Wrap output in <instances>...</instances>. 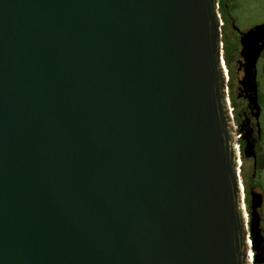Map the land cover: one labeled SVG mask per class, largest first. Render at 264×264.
<instances>
[{"label":"water","instance_id":"water-1","mask_svg":"<svg viewBox=\"0 0 264 264\" xmlns=\"http://www.w3.org/2000/svg\"><path fill=\"white\" fill-rule=\"evenodd\" d=\"M219 2L0 0V264H264Z\"/></svg>","mask_w":264,"mask_h":264},{"label":"rangeland","instance_id":"rangeland-1","mask_svg":"<svg viewBox=\"0 0 264 264\" xmlns=\"http://www.w3.org/2000/svg\"><path fill=\"white\" fill-rule=\"evenodd\" d=\"M232 1V3H231ZM230 4H233V17L235 19L234 24L235 27L229 24L226 35L227 38V48L229 50L230 55L233 57L231 61L232 71L229 75L230 83L229 92L231 91L234 95H236L238 81L242 77V74L238 71V64L241 60L239 56V46H240V36H238V32H246L254 28L255 26H259L264 23V0H230ZM224 27H222V36H224ZM222 37V41H223ZM224 46V43H223ZM257 82L259 83V103L261 107H264V55L259 59L257 63ZM228 69V67H227ZM231 100V98H230ZM232 103V101H231ZM237 124V123H236ZM264 145V135L262 139ZM242 166H241V176L245 189L246 196V209L249 217L250 213V201L248 202V194L246 191L244 178L250 177L252 174V161H244L241 158ZM243 169V170H242ZM245 175V177H244ZM260 177L257 179V182L253 186L254 190L258 193H262L264 197V169L260 171ZM264 203V202H263ZM261 216L264 220V204L260 210ZM250 219V217H249ZM253 256H254V252Z\"/></svg>","mask_w":264,"mask_h":264},{"label":"flooded vegetation","instance_id":"flooded-vegetation-1","mask_svg":"<svg viewBox=\"0 0 264 264\" xmlns=\"http://www.w3.org/2000/svg\"><path fill=\"white\" fill-rule=\"evenodd\" d=\"M220 3L222 5V7H225L224 8L225 12L223 15H224V18L226 19V24L224 25V33L223 34H224V36H227L226 30H227L229 24L231 23V25L233 27H235V24H234L235 19L232 15L233 10H234V6H233V4H230V0H220ZM231 3H232V1H231ZM243 33H245V32H243ZM238 36H240L239 32H238ZM242 48L243 47H242L241 38H240V46H239V56L240 57H241ZM263 55H264V50L262 51L260 58ZM259 59H258V61H259ZM231 61H232V59H231ZM241 61H242V58L238 64V71H239V73L242 74V77L238 81L236 95H234L232 92L231 93L233 94V97L235 98V101L237 104V125L240 126L244 130V135L247 137V140L252 142L253 147H254V152L256 155L255 158H252V157L248 158L247 156L244 155L243 151H244V147L246 145V139H243L241 137L242 139L240 138V140H238V144L242 148L241 149L242 150L241 155L243 154V156L245 158V162L248 160H251L253 163L252 164V171H253L252 173L253 174L250 175V176L253 175V178L252 177H245V175H244V177H245L244 183H245L246 191L248 194V202H249L250 201V193L255 191L253 186L257 182V179L260 177V175H259L260 171H262V169H264V166L262 163V160H263L262 155L264 154V145L262 142L263 135H264V107H261L260 103H259V90H258L259 89V83L258 82H257V93H258V104L260 106V112H258L253 106L249 105V99L247 97L248 95L246 94L247 93L246 92V86L241 84V82L243 81V76H244V68L240 66ZM258 61H257V63H258ZM256 67H257V65H256ZM229 80H230V78H229ZM229 86H231V85H229ZM231 106H232V103H231ZM241 158H242V156H241ZM262 207H263V205H262ZM261 208L258 210V212L260 214L261 229H262V233L264 235V220H263L261 213H260ZM254 255H255V252H254Z\"/></svg>","mask_w":264,"mask_h":264},{"label":"trees","instance_id":"trees-1","mask_svg":"<svg viewBox=\"0 0 264 264\" xmlns=\"http://www.w3.org/2000/svg\"><path fill=\"white\" fill-rule=\"evenodd\" d=\"M219 5H220V14L222 16V19H223V27L224 25L226 24V19L224 18V8L225 7H222L221 3L219 2ZM223 43H224V57H225V63H226V66L228 67V73L229 75H232L231 74V71H232V66H231V59H232V56L230 55L229 53V50L227 48V38L225 36H223ZM230 83V81H229ZM230 98H231V101H232V107L234 108V117H235V120H236V123H237V104H236V101H235V98L233 97V94L231 93L230 91ZM242 149V148H241ZM241 153H242V150H241ZM242 156V159L245 161V158L243 156V154L241 155ZM263 156V160H262V163H263V166H264V154L262 155ZM243 170V169H242ZM253 172V171H252ZM253 174V173H252ZM253 178V175L250 176ZM256 186V185H254Z\"/></svg>","mask_w":264,"mask_h":264},{"label":"built area","instance_id":"built-area-1","mask_svg":"<svg viewBox=\"0 0 264 264\" xmlns=\"http://www.w3.org/2000/svg\"><path fill=\"white\" fill-rule=\"evenodd\" d=\"M222 25H223V23H222ZM230 106H231V103H230ZM232 107V106H231ZM231 111H232V113L234 114V109L232 108L231 109ZM237 149H238V153H239V155L241 156V147H240V145L238 144L237 145ZM241 160V159H240ZM240 166H242V161H240ZM250 253H252V252H250ZM251 257H253V253H252V256Z\"/></svg>","mask_w":264,"mask_h":264},{"label":"bare ground","instance_id":"bare-ground-1","mask_svg":"<svg viewBox=\"0 0 264 264\" xmlns=\"http://www.w3.org/2000/svg\"><path fill=\"white\" fill-rule=\"evenodd\" d=\"M252 256V253H250V257ZM252 258V257H251Z\"/></svg>","mask_w":264,"mask_h":264}]
</instances>
